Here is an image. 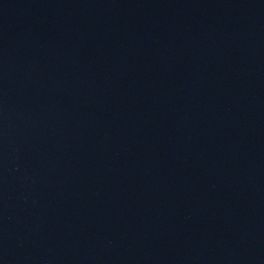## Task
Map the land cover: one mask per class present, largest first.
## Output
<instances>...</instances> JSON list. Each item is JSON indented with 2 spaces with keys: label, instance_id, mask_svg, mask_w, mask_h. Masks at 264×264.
<instances>
[{
  "label": "water",
  "instance_id": "95a60500",
  "mask_svg": "<svg viewBox=\"0 0 264 264\" xmlns=\"http://www.w3.org/2000/svg\"><path fill=\"white\" fill-rule=\"evenodd\" d=\"M0 264H264V0H0Z\"/></svg>",
  "mask_w": 264,
  "mask_h": 264
}]
</instances>
